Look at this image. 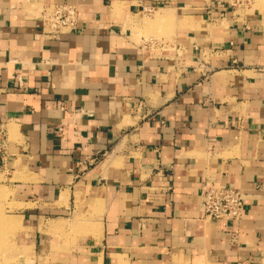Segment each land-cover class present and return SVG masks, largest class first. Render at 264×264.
<instances>
[{
  "label": "crops",
  "instance_id": "0c3cea01",
  "mask_svg": "<svg viewBox=\"0 0 264 264\" xmlns=\"http://www.w3.org/2000/svg\"><path fill=\"white\" fill-rule=\"evenodd\" d=\"M50 4L75 6L74 32L41 34ZM0 177L16 264H264V16L0 0ZM205 184L239 188L242 218H205Z\"/></svg>",
  "mask_w": 264,
  "mask_h": 264
},
{
  "label": "built area",
  "instance_id": "2783aa9c",
  "mask_svg": "<svg viewBox=\"0 0 264 264\" xmlns=\"http://www.w3.org/2000/svg\"><path fill=\"white\" fill-rule=\"evenodd\" d=\"M41 34L58 38L61 34L74 32L78 13L74 5L50 4L41 9ZM149 14L152 8H144ZM62 130L61 126L57 131ZM244 197L239 188L211 186L205 184L202 190L201 208L203 216L209 220L237 222L242 218Z\"/></svg>",
  "mask_w": 264,
  "mask_h": 264
},
{
  "label": "rangeland",
  "instance_id": "374dc122",
  "mask_svg": "<svg viewBox=\"0 0 264 264\" xmlns=\"http://www.w3.org/2000/svg\"><path fill=\"white\" fill-rule=\"evenodd\" d=\"M224 2L237 14L256 12L264 16V0H224ZM30 4L34 7L37 6L38 9L42 6L41 3L31 2ZM143 19L147 22L150 15L143 16ZM170 28L171 26L168 24L162 26L159 24L148 27L147 31L151 33L149 36L159 39L168 37L171 32ZM10 197V189L0 185V263L3 262V264H16L15 262L19 260L17 253L21 252L22 256H27L29 252L28 243L24 238L25 232L22 230L20 222L13 216L12 209L16 205L12 203ZM10 219L15 220L16 223L9 221ZM20 260H24V258Z\"/></svg>",
  "mask_w": 264,
  "mask_h": 264
}]
</instances>
